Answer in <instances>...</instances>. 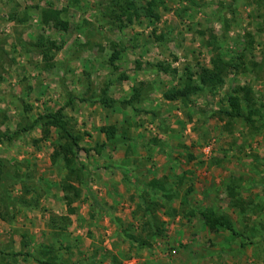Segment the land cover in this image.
Masks as SVG:
<instances>
[{
	"label": "rangeland",
	"instance_id": "rangeland-1",
	"mask_svg": "<svg viewBox=\"0 0 264 264\" xmlns=\"http://www.w3.org/2000/svg\"><path fill=\"white\" fill-rule=\"evenodd\" d=\"M111 1L0 0L1 130L13 132L40 114L63 107L71 125L90 134L85 133L82 145L94 148L106 138L101 126L121 127L125 118L134 122L129 151L123 145L101 154L79 152L78 161L87 164L90 175L81 199L72 203L77 212H71L62 199L60 182L66 169L51 159L56 129L45 139L37 126L17 140L0 144L1 157L19 162L20 173L31 174L24 180L29 191L22 182L9 186V193L20 203L5 206L0 191V264H41L27 255L37 256L44 244L54 245L56 251L64 247L58 258L63 264L74 260L82 264H264V22L256 17L264 14V4L135 0L138 15L132 21L125 18L126 26L119 28V23L107 19ZM149 3L156 6L159 19L146 15ZM50 5L66 10L61 17L67 29L56 20L41 22L40 8ZM40 36L70 45L52 50L44 59L32 45ZM209 41L220 46L218 52L225 59L243 53L248 71L231 68L222 85L194 95L187 106L165 99L163 93L180 84L186 68L213 66L216 53ZM114 43L124 50L111 65ZM158 62L169 65L171 72L150 67ZM89 75L98 98L109 81L107 94L117 100L129 98L133 87L143 86L146 97L138 105L140 111L132 106L106 107L102 101L70 104L73 96L86 91ZM122 75L127 78L120 79ZM244 85L252 87L253 104L260 111L254 116L255 124L215 115L226 105L221 99ZM121 154L129 162L127 158L116 161ZM115 162L128 165L127 178H122ZM184 171L183 184L171 180L169 187L178 196L169 205L180 208L186 197L189 206L226 213L243 236L231 240L227 231L211 232L200 217L189 219L182 213L171 217L160 208L158 214L168 222L167 235L153 237L141 247L131 243L126 231L147 235L148 215L137 206V190L152 178ZM229 185L245 199L246 210L230 204ZM62 216L71 222L65 231H55L50 221L57 218L60 225Z\"/></svg>",
	"mask_w": 264,
	"mask_h": 264
},
{
	"label": "trees",
	"instance_id": "trees-1",
	"mask_svg": "<svg viewBox=\"0 0 264 264\" xmlns=\"http://www.w3.org/2000/svg\"><path fill=\"white\" fill-rule=\"evenodd\" d=\"M135 0H112L111 6L109 7V12L107 14V19L109 18L112 22L119 23V28H124L126 24L124 19L132 21L133 17L138 15V7L134 6ZM235 1V0H234ZM257 3H263L264 0H256ZM150 4V3H149ZM146 6V15L154 19H159L160 15L155 10V5ZM66 10L64 9H55L54 7L45 6L40 8V17L41 22L48 24L50 21L56 20L59 21L63 29L68 28L67 21L62 20L61 15ZM15 17V16H12ZM256 17L262 18L264 22V14H258ZM249 35V34H248ZM251 36V34H250ZM163 35L159 39H163ZM214 38H216L214 36ZM213 46L215 55L212 59L213 66H199L198 70L194 68H186V72L180 80L178 86H172L170 89L166 90L163 93L165 99L169 101H180L185 106L189 105L192 101V97L196 94H201L205 91L206 88L216 89V85H222L225 81V73L228 72L231 68L240 69L242 68L244 72L248 71V67L244 66L245 61L243 58V53L236 54L234 58L225 59L222 52H218L220 46H216L213 42H208ZM251 43V40L249 41ZM33 47L37 48L40 53L43 55L44 59L49 57V53L54 50H60L63 47L62 44H58L54 40H50L44 36H40L36 43L32 44ZM124 50V47L118 48L117 44L114 43V52L111 56V65L115 60L120 58L121 52ZM217 50V52H216ZM48 62V60L46 61ZM49 63V62H48ZM150 67L154 68L156 71L161 72H171V67L165 62L153 63ZM115 69H118L115 66ZM176 69V68H175ZM173 70V69H172ZM174 73L176 70H173ZM127 76L122 75L120 79H126ZM83 84V83H82ZM112 84L109 81L103 88V96L101 98L97 97L96 92L94 91V84L88 76L87 82L84 83L86 91L83 94L73 96L69 103L75 104V101L79 99L82 102H94L102 101L103 105L114 106V108L120 107L126 108L127 106H132L135 112L140 111L138 105L145 100V93L143 86L133 87V92L129 98H124L123 100H117L107 94V91ZM143 84V83H141ZM90 93V94H89ZM253 89L250 85L240 86L235 89L233 92H229L221 99V102H225L226 105L219 108L215 115L226 116L229 119L242 118L246 123L255 124L254 116L260 115L259 109L253 104ZM116 106V107H115ZM189 117L192 115L189 113ZM128 123V125H126ZM134 125V122L130 121L129 118H125L124 123L121 127L116 124H108L100 127L101 134L105 135V140L102 142H97V146L94 148L86 147L82 145L84 140L85 132L82 134L80 130H77L74 125H71L70 119L64 112V108L60 107L58 110L49 111L47 113L40 114L35 120L28 121V123L13 132L10 130H1L0 129V144L5 141L11 142L13 140L19 139L24 132L31 131L37 126L41 127L45 139L51 136V130L56 129L57 142H55L54 150L51 154V159L53 163L60 162L62 167L66 169L65 176L61 179L60 186L63 191L62 199L67 203L69 210L72 212H77V208L72 209V203L76 200L81 199L83 186H87L89 183L90 171L87 166L82 161H78V155L80 151H84L86 154H89L90 151L95 150L98 154H101L105 149L117 150L120 146L126 145V152L129 151V142L133 140V137L130 134V127ZM254 127H258L255 125ZM258 129V128H257ZM87 135H90L87 133ZM193 157L190 154V158ZM19 162L13 163L9 159L3 158L0 156V191L2 193V200L5 202V206L9 207L15 202L20 203V198H16L9 193V186L14 183L22 182V187L26 188V180L31 174L20 173ZM110 168L109 165L105 166ZM116 167V166H115ZM117 168V167H116ZM118 169V168H117ZM123 173V178H127L131 172L130 168L126 165L123 168H120ZM174 170V167H170V170ZM165 174L162 178H152L142 189L137 190L139 197V202L137 204L138 208H143L146 214L148 215V220L145 222V229L147 230V235L142 237L135 235L133 233H127L126 235L131 243H138L139 246H145L150 244V240L153 237H163L167 235V225L168 222L163 220L158 214V209L163 208L164 214L171 217H175L180 213L191 217H200L204 224L213 232H219L220 230L227 231L232 240H236L237 237L242 234L239 232L235 226L233 220L226 213H218L214 208H207L201 210L193 206H189L187 202L188 199L185 197L181 202L180 208L171 207L169 201L174 199L178 194H175L176 191L174 187H169L171 180H175L176 184H183L185 179H187V172L184 171L183 174ZM25 178V179H24ZM173 183V182H172ZM89 189V190H88ZM87 190L91 192V188L87 187ZM192 188H190V191ZM26 191H29L26 188ZM228 195L231 196L230 204L239 208L240 210H246L247 202L241 196H239L235 191V186H228ZM96 201H98L96 199ZM147 201V204H146ZM99 204V203H96ZM100 205V204H99ZM249 207V206H248ZM255 207H259L255 205ZM71 218L68 216H62L59 220L62 223L59 225L57 223V218H52L50 221V226L55 227V231L63 232L66 230L67 225L71 222ZM58 220V221H59ZM66 220V222H65ZM64 222V223H63ZM243 236V235H242ZM241 246L245 245L243 240L240 243ZM64 247H59L56 251L54 245H42L40 252L36 256L35 254L28 253L27 256L34 257L36 261L41 264H63L59 262V256ZM67 248H70L68 245ZM65 247V249H67ZM68 264H78V262H70ZM118 264H121L119 262Z\"/></svg>",
	"mask_w": 264,
	"mask_h": 264
},
{
	"label": "crops",
	"instance_id": "crops-1",
	"mask_svg": "<svg viewBox=\"0 0 264 264\" xmlns=\"http://www.w3.org/2000/svg\"><path fill=\"white\" fill-rule=\"evenodd\" d=\"M45 7V6H44ZM69 45L70 44H68V43H66V45H64V48H65V46L66 47H69ZM77 100H79V99H77ZM80 101V100H79ZM76 102V101H75ZM111 151H113V150H111ZM116 157H119L116 161H126V156H125V154H121V156H119V155H117ZM129 160L130 159H128L127 158V162H129ZM115 164V166L121 171V169L120 168H123V166H125V165H127V164H124V163H122V162H120V163H118V162H115L114 163ZM128 166V165H127ZM117 175H121V174H117ZM122 178H123V174H122ZM58 195L60 194V193H57ZM92 199V198H91ZM107 199V198H106ZM61 204H62V202H61ZM221 231V230H220ZM211 232H213V231H211ZM231 239V238H230ZM232 240V239H231ZM225 243H228V240H225ZM72 262H78V261H72ZM34 264H36V263H34ZM38 264V263H37ZM78 264H82L81 262H78Z\"/></svg>",
	"mask_w": 264,
	"mask_h": 264
}]
</instances>
